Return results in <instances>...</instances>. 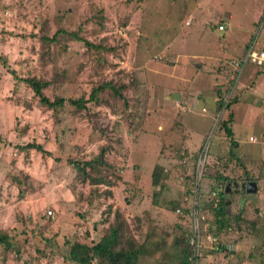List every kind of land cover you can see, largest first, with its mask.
<instances>
[{"label":"rangeland","instance_id":"374dc122","mask_svg":"<svg viewBox=\"0 0 264 264\" xmlns=\"http://www.w3.org/2000/svg\"><path fill=\"white\" fill-rule=\"evenodd\" d=\"M263 10V0H0V229L11 243L0 247V264H78L68 259V245L93 244L113 208L124 206L122 195L140 205L135 211L124 206L120 242L140 239L151 227L156 239L164 231L189 238V189L203 170L221 171L236 186L245 174L260 185L245 202L253 223L243 219L237 230L229 221L217 235L228 252L203 244L199 264H264V70L247 63L231 78L235 69L227 64L250 42L264 50V29L256 24ZM53 34V41L41 39ZM9 70L51 80L43 89L50 99L86 98L102 82L122 85L124 99L105 89L99 104L76 110L65 102L56 115ZM173 93L178 99L168 98ZM218 100L234 102L217 109ZM228 111L235 141L230 155L218 128ZM30 141L51 155L16 146ZM100 146L111 147L106 160L124 181L110 187V198L91 193L87 202V186L53 157L77 150L87 159ZM155 165L162 189L150 184ZM200 197L212 208L218 201L211 193ZM243 197H228L232 211ZM209 212L198 210L204 216L198 224L209 222L215 232ZM169 244L164 251L174 264L179 247ZM158 255L143 254L137 264H159ZM71 256L79 261L83 253Z\"/></svg>","mask_w":264,"mask_h":264},{"label":"trees","instance_id":"16d2710c","mask_svg":"<svg viewBox=\"0 0 264 264\" xmlns=\"http://www.w3.org/2000/svg\"><path fill=\"white\" fill-rule=\"evenodd\" d=\"M262 20L261 16L257 19L258 22ZM257 24V23H256ZM219 26V25H218ZM217 26V27H218ZM221 26V25H220ZM55 34H53L50 38L42 36L41 39L46 41H53ZM70 35L76 39L81 40L77 34L70 33ZM83 43L85 46L90 47L92 44L89 42L83 40ZM247 44L245 45V47ZM94 47H97L94 45ZM244 47V48H245ZM247 48V47H246ZM245 50V49H244ZM244 52V51H243ZM230 59H228L229 61ZM227 61V62H228ZM4 63V62H3ZM264 70V69H259ZM9 73L12 75V78L15 81L22 82L25 84V86L31 91L33 97L36 100V103L40 106L45 107L46 109H49L53 112V114H58V111L62 108L63 104L67 102L69 105H71L76 110L78 109H84L86 103L92 102L94 105L99 104L100 99L98 98V94L108 89L111 94L114 96L124 99V97L119 92L120 89L123 88L122 85L114 86L109 82H102L98 84L97 86L91 88L86 98L80 97L77 99L73 98H63L61 96H54L53 98H48L44 95L43 89L46 88L50 83L51 80H45L39 77L35 76H26L23 78H20L15 75L13 70H9ZM216 107L217 109H220L221 106L225 107L226 110L230 108L232 105V101H229L227 104L223 105L221 100H218ZM231 121H232V113L226 112L225 118L222 119L218 125L219 129L223 130V133L228 141V147L226 150L227 154H231V147L234 145L235 141L233 140V134L231 129ZM216 133V131H214ZM20 151H27V150H33L35 152H39L41 157H49L51 155L50 151L44 149L43 145L41 143H36L34 141L26 142L24 144L16 145ZM120 149V148H119ZM213 149V148H212ZM211 149V150H212ZM112 149L109 146H100L98 148V151L94 155H89L87 159H82L81 156L78 155L77 150L75 152H67L63 153V159L61 157H53V160L55 162L59 160H63L66 166L69 167L70 170L73 171L74 177L82 184H85L88 188L87 193L85 194V197H88L86 200L89 202V196L92 194H98V196H103L105 198H110L112 196L111 188L113 186H117L118 184H122L124 181L123 175L117 174L114 175L113 173V166L112 164L106 160V154L109 152L111 153ZM206 158V156H205ZM205 161V160H204ZM208 167V166H207ZM205 169V168H204ZM159 166L155 165L152 169V172L150 174V184L151 186H158L159 189H162L163 186L160 184L159 181ZM206 170H203V174L199 178V183L197 184V193H196V208L198 210L204 211L209 210V214L211 215L212 219L214 220L216 226H215V232H211L213 235L217 236L220 233V230L223 228H226L229 226V221L233 223V226L235 229H239L240 223L243 222V219H249L250 223H253V220L249 218L248 211L245 210L247 207L245 205V202L248 198L251 197V195L254 196V194L245 193V192H237L239 194H243V198H241L238 201V205L236 206V210L232 211L231 205L232 202L230 201V198H228L230 195L235 194L233 191L226 195V193L223 192V187L220 189L216 188L218 187L215 185V182L217 184H224L226 180L229 178L222 174L221 171L219 172H212L208 173ZM249 181H253L257 186L260 185V182L258 180H255V178H251L250 176H247L246 174L243 176V179L240 180L239 183H246ZM202 186V187H201ZM232 187H239L238 186H232ZM217 190L216 196L218 197V201L216 203L215 207L210 206V202L206 200L207 203L201 202V194L202 195H208L212 191ZM19 192L17 195L19 197L22 196ZM155 193H153V199L151 202L154 204V197ZM17 196V197H18ZM122 204L124 206H128L129 208L133 206L132 211L136 210V206L140 205L138 201L134 203H129L126 196L122 195ZM128 202V203H127ZM138 203V204H137ZM209 203V204H208ZM135 204V205H132ZM244 204V205H243ZM236 205V204H235ZM121 206H115L112 211V217L108 221V226L105 232H102L100 236L96 239L93 244H84L80 242H74L68 245L70 248L69 251V257L70 261L77 262L78 264H137L138 258L143 254H158V263L159 264H169L167 258V252L164 251L165 246L168 242H170L169 245L179 247L178 250V256L177 261L174 264H188V258L190 256L191 250L190 245L188 243V239L186 236L183 237H171L170 234H167L166 231L162 232V236L159 233L160 237L156 239L155 237H151L152 231L155 230V228H146L144 230V234H142L140 239L134 238V236H127L123 239L124 242H120V238L122 237V230L125 229L127 226V220L125 214L128 212L126 207ZM110 211V205L108 204V208ZM146 213V214H145ZM147 215V210H143L141 212L142 215ZM135 216H137L134 213ZM139 217V216H137ZM149 221V217L146 218ZM189 219V218H188ZM142 222V221H141ZM189 234H190V230ZM188 232L185 231V234ZM10 237L8 234L0 229V247L2 249H6L7 247H10ZM220 250H211V251H225L223 247L219 246L217 247ZM235 251V250H234ZM83 253V258L74 260L73 257L79 253ZM149 252V253H148ZM228 254H232V252H229ZM250 256V254H249ZM248 256V257H249ZM250 259V257H249ZM94 260V262H93ZM244 260V259H243Z\"/></svg>","mask_w":264,"mask_h":264},{"label":"built area","instance_id":"2783aa9c","mask_svg":"<svg viewBox=\"0 0 264 264\" xmlns=\"http://www.w3.org/2000/svg\"><path fill=\"white\" fill-rule=\"evenodd\" d=\"M264 1V0H263ZM262 20L260 22L257 21L258 28L264 29V10L261 16ZM223 26L219 25L217 29H222ZM252 64L258 69H264V50L255 48L253 45V42L248 43L247 48L242 52L240 56L237 58L230 59L227 64L235 69V71L229 72L231 74V78L236 77L238 73L241 71V68L244 64ZM252 139V138H250ZM205 145L201 148V152L205 158L207 147L209 144V138L206 139ZM202 163L199 164L197 162V169L201 170ZM200 172L198 174V177L196 176L194 183H192V188L189 189V194L192 196V201L189 208V215L188 218L191 221V229H190V236L188 239V243L190 245V256L188 258V264H199V259L202 256V247L203 244L208 243L211 250H220L218 249V245L223 247L224 250L227 249V245L223 244L221 242H217V239L219 236L213 235L211 232H209V222L204 223L203 226H199L198 221L201 223L204 216L198 215V209L196 208V193H197V183L199 180ZM217 190H214L211 192L212 196H216ZM186 200V198H185ZM216 206V203L214 204ZM176 213H180L179 209L175 210ZM48 215H52L51 210H47L46 212Z\"/></svg>","mask_w":264,"mask_h":264},{"label":"water","instance_id":"95a60500","mask_svg":"<svg viewBox=\"0 0 264 264\" xmlns=\"http://www.w3.org/2000/svg\"><path fill=\"white\" fill-rule=\"evenodd\" d=\"M220 35H222V32H219ZM169 99H172V100H176L178 99V95L176 93H173V94H170L168 96ZM230 186H236V183L235 182H230V181H226L223 185V192L224 193H228L229 190H230ZM232 191L234 193H237V192H245V193H250V194H253L257 191V188H256V184L253 182V181H249V182H246V183H239V188H236L234 187L232 189Z\"/></svg>","mask_w":264,"mask_h":264},{"label":"crops","instance_id":"0c3cea01","mask_svg":"<svg viewBox=\"0 0 264 264\" xmlns=\"http://www.w3.org/2000/svg\"><path fill=\"white\" fill-rule=\"evenodd\" d=\"M223 33V32H222Z\"/></svg>","mask_w":264,"mask_h":264},{"label":"flooded vegetation","instance_id":"af4514ba","mask_svg":"<svg viewBox=\"0 0 264 264\" xmlns=\"http://www.w3.org/2000/svg\"><path fill=\"white\" fill-rule=\"evenodd\" d=\"M239 188V187H238Z\"/></svg>","mask_w":264,"mask_h":264}]
</instances>
